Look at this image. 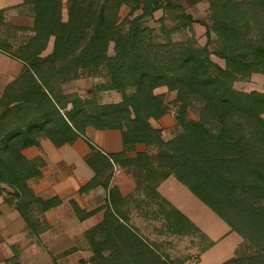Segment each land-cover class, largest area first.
<instances>
[{
	"label": "trees",
	"instance_id": "1",
	"mask_svg": "<svg viewBox=\"0 0 264 264\" xmlns=\"http://www.w3.org/2000/svg\"><path fill=\"white\" fill-rule=\"evenodd\" d=\"M198 1L209 3L212 23L204 46L192 37L174 39L198 23L177 0L22 1L34 19L31 35L13 51L1 48L23 68L0 97V196L27 228L34 230V206L45 212L63 201L35 194L30 181L43 176L46 163L41 156L28 159L24 150L39 147L42 137L56 147L73 144L86 138L89 127L119 130V152L105 154L87 140L91 154L86 163L94 176L78 192L102 186L109 199L105 206L86 211L71 198L69 205L80 221L102 209L106 218L116 219L111 209L119 191L112 179L127 175L135 178L136 191L143 192L139 202L155 206L162 231L207 240L158 192L159 184L174 176L242 237L244 252L222 264H264V84L262 91L234 87L254 73L264 76V0ZM125 5L130 12L121 20ZM158 11L163 13L158 20L163 38L148 25ZM212 34L218 43L214 55L224 66L211 57ZM52 38V51L43 55ZM80 77L107 78L97 89L116 91L121 99L100 103L96 95L68 94L50 85ZM160 87L174 91V99L156 93ZM196 105L198 118L192 119L189 110ZM172 107L175 124L165 138L164 129L151 120L164 117ZM137 144L147 151L129 157ZM103 225L86 233L101 238L93 241V259L175 264L130 227Z\"/></svg>",
	"mask_w": 264,
	"mask_h": 264
},
{
	"label": "crops",
	"instance_id": "2",
	"mask_svg": "<svg viewBox=\"0 0 264 264\" xmlns=\"http://www.w3.org/2000/svg\"><path fill=\"white\" fill-rule=\"evenodd\" d=\"M0 9L3 6L0 5ZM11 15L8 16L7 22L11 24L12 29H21L23 27L31 28L34 23V19L30 15H17L14 20H11ZM2 23V21H0ZM0 33V97L2 96L7 84L15 77H17L23 68V63L15 58L9 56L1 48L4 47L5 36ZM31 34V33H30ZM9 44V43H8ZM53 38L49 42L47 50L43 53L46 55L52 51ZM75 84V80L59 84L57 81L51 82L50 85L56 89L60 86L64 90L66 87ZM66 92V91H65ZM166 116L159 120H151V123L156 128L168 127L165 123ZM175 120L169 124L174 125ZM92 127L87 128L86 138H79L73 144H65L61 147L54 146L47 138H41V144L39 147H29L24 150V155L28 159H33L38 156L43 157L45 160V166L42 168L43 176L38 180H31L30 186L34 190L35 194L43 199H49L52 197H59L63 203L56 207L45 211L43 214L39 213L37 217L41 223H38L37 231L39 236L43 240V243H47V233H53V241L57 238V232L62 231L67 225L64 221V216L68 218V214L71 211L69 200L75 199L78 205L86 210L92 211L100 207L105 206L109 199V193L102 186L93 188L87 192L79 193L80 186L89 181L94 176V171L86 163V158L91 154V148L88 144L90 141L96 148L105 154L119 152L123 149L121 132L119 130H96ZM88 140V141H87ZM147 147L144 144H137L135 151L128 153L129 157H134L137 152H146ZM172 176H169L163 182H161L157 188L158 192L169 200L177 209L185 214L197 227L201 229L190 216H188L183 209L173 200V196L166 192L165 186L170 182ZM113 184L119 191V196L116 201V206L113 207L112 212L116 217L106 218V209H102L96 212L94 215L87 219L80 221L76 216L72 217L73 225L75 224V255L79 257V260H85L84 253H87L88 264H119L115 262L106 263L99 258L93 259L95 252L93 250L94 240L101 239L99 235L95 239L85 235L88 231H91L94 227L100 224H104V228L120 227L125 225L137 232L144 238L152 247L160 252L159 248L162 247L157 241L160 236L172 237H188L178 234H168L161 230L163 226V220L154 213V205L147 206L145 203H140L143 192L136 191V180L131 176H117L112 179ZM172 182V181H171ZM7 190L8 187L4 186ZM117 196V195H116ZM120 196L128 199H122ZM129 197H132L131 199ZM149 214V215H147ZM26 223L17 210L8 205L0 196V264H7L9 258L19 255L21 252L18 250V243L21 240L28 241L31 236L28 235ZM144 231L154 232L155 236H150ZM204 233V232H203ZM28 235V236H27ZM84 235V238L82 237ZM26 236V238H25ZM36 237V236H35ZM82 237V238H81ZM83 241L86 242L83 244ZM34 245V244H33ZM47 245V244H46ZM56 246V244H52ZM85 246L88 248L84 252ZM17 252L12 253L13 250ZM14 250V251H15ZM111 250H106L105 255H108ZM206 251V250H205ZM203 251V252H205ZM201 251V255L203 253ZM200 258V257H199ZM200 260V259H199ZM184 264V263H181Z\"/></svg>",
	"mask_w": 264,
	"mask_h": 264
},
{
	"label": "rangeland",
	"instance_id": "3",
	"mask_svg": "<svg viewBox=\"0 0 264 264\" xmlns=\"http://www.w3.org/2000/svg\"><path fill=\"white\" fill-rule=\"evenodd\" d=\"M23 0H0V5L3 6V13L0 15V33L5 36L4 47L15 50L24 40L30 36L29 28L23 27L21 29H12L11 24L7 22L8 16H12L11 20L15 19L17 15H30L27 7L21 6ZM191 14L198 23H195L192 28L186 31L175 34L174 39H182L186 37L194 38L199 45L204 46L207 44L208 37L206 32L211 27L209 3L206 1L198 0H177ZM130 12L129 6H122L119 11V17L123 20ZM162 11L154 14V17L149 20L148 25L160 35L161 38L164 34L160 31V23L158 20L162 17ZM31 16V15H30ZM66 18V10L64 11ZM170 25V24H169ZM9 43V44H8ZM209 45L212 59L224 66V61L214 55L218 49L216 37L212 34ZM110 55L113 54V43L109 45ZM71 82V81H70ZM107 82L105 77H80L72 84L65 88L59 86L61 91L65 93H77L82 97H90L96 95L100 103L117 102L121 96L116 91H99L97 87L102 83ZM264 76L261 73H254L248 80H239L234 83V87L243 91L263 90ZM156 93L165 95L167 101H172L176 95L174 91H168L166 87H160L155 90ZM175 115V108L165 115L164 120L168 127L164 128V137L168 138L172 134L173 125H169ZM189 115L192 119L198 118L197 105L189 110ZM264 117V115H263ZM94 130V129H93ZM95 131V130H94ZM172 181V182H171ZM165 190L169 195L173 196V200L190 216L200 227L207 236V240H203L197 236L188 237H165L160 236L157 238L162 247L159 248L160 252L172 260L175 264H222L237 254L243 253L242 237L231 231L228 224L223 221L219 216L199 200L192 192L188 190L182 183H180L174 176L170 182L165 186ZM3 199V197H2ZM33 213V228L28 230V235L31 239L28 241L21 240L18 243V249L21 253L15 255L7 261V264H88L87 253H84L85 260L80 259L75 255V224L73 225L72 217L74 213L69 212L68 218L64 216V221L67 224L62 231L57 232V238L53 241V233H47V245L39 236L37 231L40 219L37 217L39 213L43 214L39 207L34 206ZM74 215V216H73ZM144 233L155 236L154 232L144 231ZM27 235V236H28ZM86 235V234H85ZM36 236V237H35ZM84 238V235L82 236ZM81 237V238H82ZM26 238V236H25ZM77 243V241H76ZM86 242L83 241V244ZM34 244V245H33ZM56 244V246H52ZM203 248L202 255L201 249ZM88 248L85 246L84 252ZM15 250V249H14ZM12 251L15 254L17 251ZM73 250L69 254H64L66 251ZM200 257V258H199ZM200 259V260H199Z\"/></svg>",
	"mask_w": 264,
	"mask_h": 264
}]
</instances>
